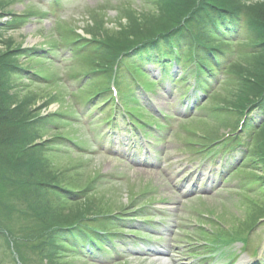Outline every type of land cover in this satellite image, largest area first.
<instances>
[{
  "label": "rangeland",
  "instance_id": "374dc122",
  "mask_svg": "<svg viewBox=\"0 0 264 264\" xmlns=\"http://www.w3.org/2000/svg\"><path fill=\"white\" fill-rule=\"evenodd\" d=\"M155 1L4 0L1 3L0 12L5 15L0 21L11 20L8 14H13L12 20L16 22L15 26L4 30V38L21 50L37 48V51H22L18 57V63L39 73L31 83L23 80L28 88L20 94L27 99V115L41 118L36 132L37 141L42 145L37 147L36 153L44 160L48 177L56 178L61 186L84 189L80 201L54 198L49 214H62V219H71L79 213V218L83 217L81 221L116 231L107 225L112 221L102 220L98 214L129 217L135 213L122 215L120 211H131L132 206L142 207L145 210L137 213L150 220L152 229L139 226L137 221L119 223L122 236L118 234L111 242V256L105 257L107 251H94L99 258H88L66 247H54L48 234L39 231L38 217L41 216L32 215L36 213L34 200L25 194L16 198L1 192L0 200L4 203L0 205V264H211L210 259L196 257L204 254L205 249L189 242L210 239L209 234L199 231L201 224L214 230L234 229L243 233L253 225L258 216L256 207L244 206L238 191L245 175L223 176L211 168L213 161L207 153L203 158L191 152L198 142H204L205 133L219 130L218 134L222 135L226 125L235 118L237 112L233 109H219L223 101L229 103L231 96L238 93L233 87L235 81L231 84V77L227 86L218 90L214 101L217 109L213 114L196 111L195 98L181 99L169 80L159 83L160 71L148 64L146 75L137 74L152 91H138L132 97L128 82L124 81L125 104L131 106L136 102L161 119L166 118L164 115L170 116L172 129L167 130L158 123L161 130L154 131V126L150 127L149 130H153L150 138L143 137L142 131L137 132L136 141L127 135L121 138L112 133L104 140L103 119L108 113L107 107L103 110V106H96L101 99L98 96L93 97L94 102H86V95L95 93L92 88H103L108 83L103 78L106 67L94 72L92 68L99 67L101 57L106 64V54L110 53L95 42L83 46L90 36L82 31L102 39H136L163 16ZM76 34L85 39L75 41ZM124 72L128 75L125 69ZM25 76L30 77L28 73ZM140 115L146 117L143 111ZM133 136L136 138L135 134ZM198 167L202 170L198 171ZM132 198L133 203L126 204ZM40 199L41 204L47 200ZM21 213H27L28 217H19ZM10 217L14 221H10ZM43 222L46 221L43 219ZM133 232H138L136 239L130 234ZM248 238V252L258 248V253L263 255L264 224H259ZM232 246L237 248L231 249L235 252L240 249L238 243ZM246 262L247 256H242L236 264Z\"/></svg>",
  "mask_w": 264,
  "mask_h": 264
},
{
  "label": "trees",
  "instance_id": "16d2710c",
  "mask_svg": "<svg viewBox=\"0 0 264 264\" xmlns=\"http://www.w3.org/2000/svg\"><path fill=\"white\" fill-rule=\"evenodd\" d=\"M3 2L4 0H0L1 8ZM157 8L163 16L151 23L142 36L139 35L136 39L99 37L100 44L110 54H106L107 63L101 57L99 67H93L92 72L106 67L109 71L105 78L111 79L112 65L122 56L132 59L136 56L139 61L153 62L154 46L167 48L168 51L163 53L166 58L178 54L186 63L192 62V67L187 72L184 71V75L186 73L193 78L195 84H205L219 74L223 66V76L218 79L216 88L209 94L208 104L202 110L216 113L214 101L218 90L227 86L231 77V84L235 81L233 87L238 93L231 96L229 103L223 101V106L219 109H233L238 116H242L247 110L249 117L243 131L247 137L249 135L252 145L249 160H253L264 174V0H159ZM3 15L5 14L0 12V17ZM13 23V20L5 23L0 21V193L7 192L10 197L25 194L34 200L32 204L36 205V215H32L41 216L38 217L39 231L47 233L53 243L59 236L57 228L81 222L83 217L79 218V213L71 219H62V214L50 215V203L58 198V194L68 202L80 201L84 196L66 193L67 190H77V187H67L66 191L59 188L60 182L47 176L44 160L36 153L37 147L42 145L37 141V121L33 119L35 116L27 115V99L20 97L23 89L28 88L23 80L30 67L18 63L22 50L15 48L11 40L4 38V30ZM93 34L92 37L96 38V34ZM253 112L259 113L261 117L255 128H251ZM218 132L219 130L205 133V142L212 143ZM259 180L262 194L260 201H250L256 207L258 215L254 220L264 219V176ZM40 198L47 200L41 204ZM2 203L4 202L0 200V205ZM21 215L19 217H28L27 213ZM12 217L10 221H14ZM89 228L90 226L81 227L76 234L88 236ZM93 229L105 234V230L101 228Z\"/></svg>",
  "mask_w": 264,
  "mask_h": 264
}]
</instances>
